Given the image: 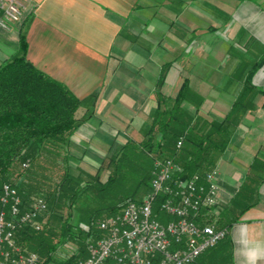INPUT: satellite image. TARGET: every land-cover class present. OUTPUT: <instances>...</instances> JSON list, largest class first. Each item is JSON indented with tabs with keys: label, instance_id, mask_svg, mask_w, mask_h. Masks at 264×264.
Returning a JSON list of instances; mask_svg holds the SVG:
<instances>
[{
	"label": "crops",
	"instance_id": "obj_1",
	"mask_svg": "<svg viewBox=\"0 0 264 264\" xmlns=\"http://www.w3.org/2000/svg\"><path fill=\"white\" fill-rule=\"evenodd\" d=\"M20 36L35 68L79 99L94 97L73 134L109 146L142 139L160 74L163 96L187 79L208 119L224 116L250 77L253 107L215 168L228 205L247 179L257 203L228 227L216 258L264 264V0H25L22 19L0 25V64L18 53Z\"/></svg>",
	"mask_w": 264,
	"mask_h": 264
},
{
	"label": "trees",
	"instance_id": "obj_2",
	"mask_svg": "<svg viewBox=\"0 0 264 264\" xmlns=\"http://www.w3.org/2000/svg\"><path fill=\"white\" fill-rule=\"evenodd\" d=\"M27 44L19 39L18 53L0 64V188L12 184L27 208L32 198L31 184L18 181L23 163L33 161L40 148L49 144H66L87 118L92 115L94 97L77 98L62 82L56 81L35 68L26 58ZM162 77L155 84L156 105L149 125L142 131V139L128 138L108 159L105 180L97 174H66L52 190L43 196L48 221L40 229L23 226L15 232V240L23 248L41 257V264H76L84 256L88 237L96 231L98 220L115 214L140 190L147 193L157 159L170 158L182 168L184 177L204 174L216 164L228 146L238 125L239 117L253 107L254 87L250 77L239 89L227 113L210 119L199 114L203 96L194 91L184 79L175 96L160 93ZM191 105L193 112L184 107ZM182 139L180 147L176 146ZM17 178V180H16ZM132 192L130 196L129 192ZM257 203L252 184L241 183L221 213L217 224L227 228L247 208ZM65 206L67 217L56 209ZM0 205V209H1ZM70 209L76 213L74 223ZM8 218V215L6 216ZM50 220L58 222L52 226ZM226 238V237H225ZM224 238V239H225ZM221 240L201 254L192 264H229V257L216 258ZM73 242L80 255L64 260L55 257L58 246Z\"/></svg>",
	"mask_w": 264,
	"mask_h": 264
},
{
	"label": "built area",
	"instance_id": "obj_3",
	"mask_svg": "<svg viewBox=\"0 0 264 264\" xmlns=\"http://www.w3.org/2000/svg\"><path fill=\"white\" fill-rule=\"evenodd\" d=\"M24 10L25 0H0V25L9 28L19 22ZM181 144L180 138L176 146ZM154 166L143 199L128 200L120 212L98 220L85 244L87 255L76 264H192L226 237L227 228L217 222L228 201L221 197L216 168L184 177L181 166L170 158L157 159ZM21 204L16 188L3 183L0 264L42 263L38 253L16 242L15 232L26 225L40 229L47 215L46 202L32 197L27 208ZM156 204L171 218L165 224L153 214Z\"/></svg>",
	"mask_w": 264,
	"mask_h": 264
},
{
	"label": "rangeland",
	"instance_id": "obj_4",
	"mask_svg": "<svg viewBox=\"0 0 264 264\" xmlns=\"http://www.w3.org/2000/svg\"><path fill=\"white\" fill-rule=\"evenodd\" d=\"M163 60L164 59H162V61ZM184 107L191 112L194 111L191 105L184 104ZM203 114H205V112H203ZM91 122L93 124L94 121ZM109 131H111L112 134L114 133L113 129H110ZM110 138L115 139V136ZM124 141L123 137L118 136V141H115L117 146H109L103 142L100 136H96L94 138L90 136L88 138L72 134L69 138V142L66 144L60 145L47 143L40 148L38 156L33 161L29 162L28 166L25 167L22 165V168L26 169L20 171L18 181L21 180L24 183L31 184L33 186V190L31 192L32 197H42L44 199L43 194L47 190H52L66 174L75 176L82 171V173H84V175L81 174L83 179L88 180L85 176V174L88 173L92 175L97 174L100 180H105L108 172L110 171L108 159L118 150ZM145 194L146 193L142 190L138 191L136 195L134 194L135 196L132 195L131 191L129 192L130 196H134V202L137 203L143 199ZM120 210L121 209H119L118 212H120ZM56 211L57 214L63 218L68 215V209L65 206H61L59 209H56ZM69 211L72 214L69 221L74 223L76 213L73 209H70ZM153 214H156L157 220L163 224L171 219L164 212L159 211L158 204L154 205ZM221 216L222 215L220 214L218 220ZM46 221H48L47 215L43 223ZM50 224L52 226H56L58 225V222L50 220ZM77 245V243L67 242L58 246L55 253L56 259L62 261L72 255H80L81 249L77 247ZM84 250V256H82L83 258L87 255L85 247ZM207 251H209V249ZM79 260L81 259L77 258L76 263Z\"/></svg>",
	"mask_w": 264,
	"mask_h": 264
}]
</instances>
